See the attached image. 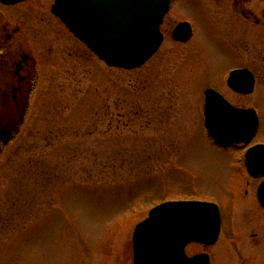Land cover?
I'll list each match as a JSON object with an SVG mask.
<instances>
[{
    "label": "rangeland",
    "instance_id": "obj_1",
    "mask_svg": "<svg viewBox=\"0 0 264 264\" xmlns=\"http://www.w3.org/2000/svg\"><path fill=\"white\" fill-rule=\"evenodd\" d=\"M203 1L174 0L159 50L131 70L107 66L74 38L51 16L53 0L0 3V25H18L36 59L20 132L0 151V264H133L134 227L153 206L225 202L226 168L241 165L243 151L215 144L203 125L197 54L216 70L231 63L203 14L206 4L214 16V3ZM181 20L194 28L183 44L170 37ZM222 92L255 103L252 143H264V83L246 98ZM231 218L234 233L205 249L211 264H264V218L248 208Z\"/></svg>",
    "mask_w": 264,
    "mask_h": 264
},
{
    "label": "water",
    "instance_id": "obj_2",
    "mask_svg": "<svg viewBox=\"0 0 264 264\" xmlns=\"http://www.w3.org/2000/svg\"><path fill=\"white\" fill-rule=\"evenodd\" d=\"M16 4L24 0H0ZM170 0H54L51 12L68 30L107 66L135 69L142 66L160 47V25L169 11ZM192 35L188 22L178 23L172 38L186 42ZM231 87L242 93L252 86ZM205 127L221 145L248 144L259 119L253 109H238L212 89L205 91ZM247 172L264 175V144L251 146L245 155ZM264 208V182L258 189ZM220 233V212L215 203L204 201H165L153 207L137 224L132 235L134 264H210L207 253L189 257L190 242L216 243Z\"/></svg>",
    "mask_w": 264,
    "mask_h": 264
},
{
    "label": "flooded vegetation",
    "instance_id": "obj_3",
    "mask_svg": "<svg viewBox=\"0 0 264 264\" xmlns=\"http://www.w3.org/2000/svg\"><path fill=\"white\" fill-rule=\"evenodd\" d=\"M173 1L171 0V5L174 3ZM209 1L214 3V16L207 14L206 4H203L206 23L210 26L217 41L219 40L222 50L231 58V63L223 69L216 70L214 65L207 64L206 60L203 62L201 54H197L202 59V67L200 68L202 80L207 83L203 90V107L205 103L204 92L206 89L211 88L233 107L255 110L260 119L261 112L254 107L255 103L253 106H238L226 97L222 89L226 88L237 98H246L254 95L257 87L264 83V72L262 74L261 71H264V46H262L263 48H257L258 41L264 45V0ZM50 7L51 4L49 11ZM50 14L59 20L51 12ZM172 30L170 31V37ZM19 31L20 27L12 25L8 20L0 25V151L12 142L16 134L20 132V126L24 121L28 108L32 85L35 82L36 59L32 56L29 48H26L27 41L24 37L17 36ZM193 34L194 28L192 37ZM174 42L180 43L178 41ZM258 67L261 68L259 72ZM232 76L231 84L240 88L252 86V91L242 93L234 90L229 84V79ZM253 144L255 143L234 145L232 147L233 149L242 150L243 158L241 159V165L226 168L231 188L225 197V202L222 200L200 199L218 205L221 216L220 234L223 231H228L229 234L234 233L232 225L229 226L228 223L232 221L230 217L235 215L239 209L248 208L250 212L258 213L262 220L264 218V208L259 203L257 196L259 185L264 182V176L252 177L247 173L244 165L245 152ZM231 224H233V221ZM252 236L256 237V234H252ZM204 251V246L198 243H190L185 247V252L189 256Z\"/></svg>",
    "mask_w": 264,
    "mask_h": 264
}]
</instances>
